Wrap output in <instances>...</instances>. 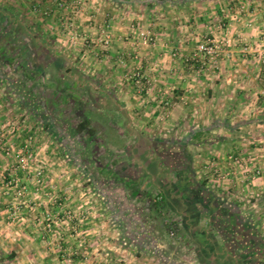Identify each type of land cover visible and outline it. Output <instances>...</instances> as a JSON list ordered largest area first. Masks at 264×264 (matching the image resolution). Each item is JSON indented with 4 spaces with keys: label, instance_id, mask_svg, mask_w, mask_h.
Returning a JSON list of instances; mask_svg holds the SVG:
<instances>
[{
    "label": "crops",
    "instance_id": "obj_1",
    "mask_svg": "<svg viewBox=\"0 0 264 264\" xmlns=\"http://www.w3.org/2000/svg\"><path fill=\"white\" fill-rule=\"evenodd\" d=\"M67 1L0 5L36 21L22 26L42 45L31 60L47 56L48 73L86 100L17 102L0 76L2 248L14 264H264V0ZM145 28L155 45L136 39ZM202 37L229 40L230 54L192 65ZM89 135L104 143L85 167L71 152L95 148L72 143ZM29 141L41 182L17 167Z\"/></svg>",
    "mask_w": 264,
    "mask_h": 264
},
{
    "label": "rangeland",
    "instance_id": "obj_2",
    "mask_svg": "<svg viewBox=\"0 0 264 264\" xmlns=\"http://www.w3.org/2000/svg\"><path fill=\"white\" fill-rule=\"evenodd\" d=\"M4 1L5 0H0L1 6L3 4H6L4 3ZM65 9L67 8L65 7ZM61 10L63 9H60V11ZM10 14L11 16L10 15L6 16L4 12L0 11V76L2 77V75H6V77L8 78V81L4 80L5 86H3V89L8 88L10 90V93L13 94L10 100L14 99L17 102L18 101L28 102V101H31L30 99L32 97L33 98L37 97V100L39 98L42 105L46 104V106L51 109L53 108L54 101L59 102L60 107L63 103L65 105H68L69 102L72 103V106L77 104L76 106H78V108H79L80 103H83L82 106L85 107V104H84V102L86 101L85 94L80 93V92L78 93L76 91L74 92L73 90L70 89L72 88L70 85H73V82H64L63 79H61L54 73H51V72L48 73L47 69L49 65L47 61L48 60L47 56L44 60H42L41 59L42 57L40 56L35 57L33 61L31 60V56L33 52L30 51V48L31 49L33 48L34 51L39 54V52L41 51L40 48L42 47V45H38L35 40V43L30 44V47H29L28 46L29 44H27L26 39H25V38H28L27 31H29L28 30L29 28H27L26 30V28H23L22 26H23V23L33 26L34 24H36V21L32 19H28V17H26L24 13L20 11L18 13L15 12V13H10ZM35 30L37 32V29ZM72 32H74L73 29L69 33V36L74 41V43L79 42V40H82L80 34L79 36L78 35L75 36V34L74 33L72 34ZM18 34H20V37H23V38H17ZM36 34H34V36ZM36 38H37V35H36ZM204 38L205 37H202L200 38V40H203ZM78 49H80V47H78L77 50ZM55 72L57 71L55 70ZM30 91L33 92L31 95H30ZM32 103L36 104V102H32ZM78 113H80V111H77V114ZM77 114H75V117L82 116L80 114L78 115ZM86 114L90 116L93 115L90 110H88ZM80 119L82 120L84 119V117H81V118L77 117L76 120H80ZM108 128H109V135L110 136L113 135L115 131L112 129L111 126ZM90 138L91 136L89 135L88 137H85L80 142L79 141L73 142L72 144L74 145L76 144V146L79 147L78 149H81V148L85 149L87 147V144H91L90 146L95 149L93 150V152H90L91 155L84 154V156L87 155L91 157V159H93L94 152L99 151L104 142L103 140L96 141L94 139V143H93L94 145H92V143L88 141ZM243 142L248 143V140L247 141L245 140ZM64 143L68 145V141H65ZM71 153L72 154L74 153L76 155L77 153H81V152H71ZM75 155H73L72 158L68 156V158L69 159L71 158L72 160H75V161L79 160V162L83 161L82 163L85 164V167L89 164L88 162L89 158L87 156L86 157L84 156L75 157ZM45 163L42 161H37V158L33 156L31 158L28 170H34L36 172L35 173L36 178H39V176L40 177L42 176V172L44 168L42 166L45 165ZM19 164L20 163L17 164V167H19ZM38 164H40L39 167H38ZM39 172L41 174H39ZM17 194H19V191L17 192ZM18 196L21 197L20 194ZM66 264H68V262H66Z\"/></svg>",
    "mask_w": 264,
    "mask_h": 264
},
{
    "label": "built area",
    "instance_id": "obj_3",
    "mask_svg": "<svg viewBox=\"0 0 264 264\" xmlns=\"http://www.w3.org/2000/svg\"><path fill=\"white\" fill-rule=\"evenodd\" d=\"M51 1L54 6H56L58 9H63L66 7L68 8L69 4H67V0H49ZM38 8H40V2L34 6V11H38ZM46 15L50 16V11H46L45 12ZM66 29L69 30L71 32V30L73 29V27L75 26V23L73 21L72 18H68L66 24ZM108 28L105 29V34L103 35V38L101 39L102 44H104V46L108 47L110 46L111 42H112V36L111 34L108 32ZM136 39L138 40L139 44L148 46V45H155L157 42V38L155 36V33L152 29L150 28H145L143 30H139L138 34L136 35ZM228 45H229V40L224 41V40H219L216 39L215 37H205L203 40H200L196 46H195V50L193 51V53L191 54V56H189L188 58V62L192 63V65H194L197 62H201L202 61V68L204 67H209L211 65H215L217 64V62L220 61L221 58H224L226 56V54H230L228 52ZM174 57H178L179 52L178 51H174L173 53ZM136 76L140 77L139 74H136ZM137 77V78H138ZM138 82H140V80H138ZM32 142L29 141L26 144H24L23 147V155L22 157H20V161H19V167L22 170L27 171L30 165V161L31 158L34 156L33 154V148L31 147ZM6 152H12V149L10 147L6 148ZM235 158L234 155L231 157V159ZM40 174V172H39ZM262 174V170L259 168H255L253 175L254 177L260 176ZM220 176L222 178L229 176L228 174H223L220 173ZM39 182L42 181V177L39 178L38 180ZM9 185L11 187H16L19 191V194L21 195V197H25L26 193H27V189L26 186L24 184H20V181L18 179L15 180H11ZM69 215V213H68ZM73 261L72 259H68V264H72Z\"/></svg>",
    "mask_w": 264,
    "mask_h": 264
},
{
    "label": "trees",
    "instance_id": "obj_4",
    "mask_svg": "<svg viewBox=\"0 0 264 264\" xmlns=\"http://www.w3.org/2000/svg\"><path fill=\"white\" fill-rule=\"evenodd\" d=\"M182 2H185V0H149V1H147V3L152 5V6H154L156 4H159V5H167V4L178 5ZM2 79L8 81V78L6 77V75H2ZM32 93L33 92L30 91V95ZM30 100L31 101H28V103L29 102H36L37 97H35V98L32 97ZM219 141L223 142L224 139L220 138ZM17 256H18V254L16 251L6 252L2 248V246L0 245V264H14Z\"/></svg>",
    "mask_w": 264,
    "mask_h": 264
}]
</instances>
